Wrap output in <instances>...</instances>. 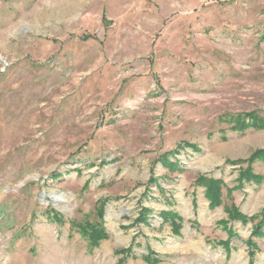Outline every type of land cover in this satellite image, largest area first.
Listing matches in <instances>:
<instances>
[{
    "label": "rangeland",
    "instance_id": "rangeland-1",
    "mask_svg": "<svg viewBox=\"0 0 264 264\" xmlns=\"http://www.w3.org/2000/svg\"><path fill=\"white\" fill-rule=\"evenodd\" d=\"M0 264H264V0H0Z\"/></svg>",
    "mask_w": 264,
    "mask_h": 264
},
{
    "label": "trees",
    "instance_id": "trees-1",
    "mask_svg": "<svg viewBox=\"0 0 264 264\" xmlns=\"http://www.w3.org/2000/svg\"><path fill=\"white\" fill-rule=\"evenodd\" d=\"M262 127V125H257V128H261ZM237 130H239V131H244V130H246V127H242V122H241V126L237 129ZM263 153V152H262ZM262 153H260V154H262ZM55 215V214H54ZM89 234H92L93 236H96L97 235V232H90L89 231Z\"/></svg>",
    "mask_w": 264,
    "mask_h": 264
}]
</instances>
